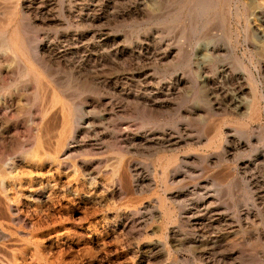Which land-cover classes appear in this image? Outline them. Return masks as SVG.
Wrapping results in <instances>:
<instances>
[{
  "label": "rangeland",
  "instance_id": "374dc122",
  "mask_svg": "<svg viewBox=\"0 0 264 264\" xmlns=\"http://www.w3.org/2000/svg\"><path fill=\"white\" fill-rule=\"evenodd\" d=\"M53 91L75 132L38 163ZM0 165L4 263L48 264L37 239L71 264H264V0H0Z\"/></svg>",
  "mask_w": 264,
  "mask_h": 264
},
{
  "label": "bare ground",
  "instance_id": "6f19581e",
  "mask_svg": "<svg viewBox=\"0 0 264 264\" xmlns=\"http://www.w3.org/2000/svg\"><path fill=\"white\" fill-rule=\"evenodd\" d=\"M15 3V2H14ZM15 10V9H14ZM14 12V11H13ZM13 18V17H12ZM5 41V40H4ZM4 45H6V44H4ZM7 49H9L10 51L12 50V51H17V52H19V54L21 55V56H23V57H25L26 56V50H27V48L25 47V46H23V47H21V49H19V48H17L16 46H13L12 47V45H6L5 46ZM16 50H15V49ZM3 49V48H2ZM2 51V50H1ZM4 52L6 51L7 52V50L6 49H4L3 50ZM9 51V52H10ZM11 53V52H10ZM9 53V54H10ZM13 54V53H12ZM11 56V55H10ZM2 57V56H1ZM13 57V56H12ZM13 60V59H12ZM15 62V61H14ZM20 64H21V62H20ZM15 65V64H14ZM23 65V64H22ZM19 71V70H18ZM6 73V72H5ZM30 81V80H29ZM39 82V81H38ZM29 90V89H28ZM12 97V96H11ZM5 98V97H4ZM9 98V97H8ZM3 101V100H2ZM5 101V100H4ZM3 101V102H4ZM6 102V101H5ZM2 103V102H1ZM8 103V102H7ZM70 103V102H69ZM48 104V103H47ZM6 105V104H5ZM55 105H60V107H61V112H62V124H61V128H60V130H59V132H58V134H57V137H56V139H55V141L53 142V143H51V141H50V138H51V136H50V132H49V130L51 129L49 126H48V122H42L41 124H40V126L37 128V132H36V135H35V138H34V146H33V148L31 149V151H30V155H31V158L33 159V160H36L38 163H43L44 161H47V160H52V161H59V159H60V156H59V154L66 148V147H68L69 146V140L73 137V135H74V132H75V122H74V118H73V107L70 105V104H68V103H66V102H64L60 97H59V95L56 93V92H52V94H51V101H50V106H55ZM7 106V105H6ZM2 108V107H1ZM45 108V107H44ZM50 108V107H49ZM58 108H59V106H58ZM7 109V108H6ZM4 110V109H3ZM59 110V109H58ZM13 111V110H12ZM263 111V110H262ZM11 112V111H10ZM48 112H49V109L48 108H46L45 110H44V112H43V118H45V120H50V119H46V117H47V114H48ZM260 115H261V108H260V106H259V104H258V106L256 107V111H255V119L256 118H259L260 117ZM50 116V115H49ZM48 116V117H49ZM51 116H52V114H51ZM147 117V116H146ZM51 118H53V117H51ZM101 118V117H100ZM87 119H88V117H87ZM101 120V119H100ZM150 120V119H149ZM55 121V120H54ZM95 121V120H94ZM50 123V122H49ZM225 123V122H224ZM223 123V124H224ZM56 125V124H55ZM84 125H86V124H84ZM84 125H82V126H84ZM121 125V124H120ZM55 127V126H54ZM11 128H13V127H11ZM124 128V127H123ZM122 129V128H121ZM15 129H13V131H14ZM17 130V129H16ZM84 130H85V128H84ZM86 131V130H85ZM122 132V131H121ZM125 132V131H124ZM221 131H220V129L218 128L217 129V132H216V136H218V138H219V136H221V133H220ZM76 134V133H75ZM120 136V135H119ZM137 136V135H136ZM215 136V135H214ZM80 137V136H79ZM53 138V137H52ZM51 138V139H52ZM119 138V137H118ZM213 138V137H212ZM222 138V137H221ZM220 138V139H221ZM73 139V138H72ZM132 140V139H131ZM211 140V139H210ZM76 141V140H75ZM134 141V140H133ZM72 143V142H71ZM70 143V144H71ZM94 144V143H93ZM133 144V143H132ZM78 145V144H77ZM80 145V144H79ZM92 145V144H91ZM75 146H76V144H75ZM97 146H99V145H97ZM94 147V146H93ZM95 148V147H94ZM134 149V148H133ZM72 150V149H71ZM70 150V151H71ZM76 150H77V148H76ZM96 150V149H95ZM67 151H69V150H67ZM66 152V151H65ZM75 158V157H74ZM122 158H123V156H122ZM90 160V159H89ZM124 161V160H123ZM130 161V160H129ZM158 161V160H157ZM175 160H174V158H170V159H166V161L164 162V164H163V167L164 168H166V167H168L169 165H171L173 162H174ZM90 162V161H89ZM93 163V162H92ZM34 164H37V163H35V161H34ZM68 164V163H67ZM131 164V163H130ZM135 164V163H134ZM133 164V165H134ZM159 164V163H158ZM18 165H20V164H18ZM17 165V166H18ZM22 165V164H21ZM20 165V166H21ZM31 165H32V162H31ZM47 165V164H46ZM52 165V164H51ZM50 165V166H51ZM79 165V164H78ZM80 165H81V163H80ZM86 165H88V164H86ZM93 165V164H92ZM124 165H125V163H124ZM162 165V164H161ZM1 166V165H0ZM57 166V165H56ZM132 166V165H131ZM33 167V166H32ZM40 166H39V164H38V168H39ZM62 167V166H61ZM66 167V166H65ZM65 167H62V168H65ZM81 167H83V166H81ZM125 167H126V165H125ZM44 168V167H43ZM54 168H56L55 166H54ZM89 168H90V166H89ZM88 168V169H89ZM117 168V167H116ZM40 169V168H39ZM42 169V168H41ZM40 169V170H41ZM47 169H49V167L47 168ZM88 169H87V171H88ZM119 169V168H118ZM121 169H122V167H121ZM129 169V168H128ZM35 170V169H34ZM62 170V169H61ZM67 169H65L64 171H66ZM86 170V169H85ZM90 170V169H89ZM134 170V169H133ZM45 171V170H44ZM44 171H43V173H44ZM47 171V170H46ZM49 171H51V170H49ZM52 171H54V170H52ZM82 171V170H81ZM136 171V170H135ZM13 172V171H12ZM30 172H31V170H30ZM33 172V171H32ZM70 172V171H69ZM98 172V171H97ZM23 173V172H22ZM47 173V172H46ZM62 173H64V172H62ZM95 173H96V171H95ZM100 173H102V172H100ZM122 173V172H121ZM125 173V172H124ZM4 174V173H3ZM66 174V173H65ZM69 174V173H68ZM72 174V173H71ZM78 174V173H77ZM88 174V173H87ZM93 174H94V172H93ZM134 174V173H133ZM48 175V174H47ZM54 175H56V174H54ZM64 175V174H63ZM0 176H2V172L0 171ZM4 176V175H3ZM34 176V175H33ZM57 176H58V174H57ZM61 176V175H60ZM68 176V175H67ZM70 176V175H69ZM77 176V175H76ZM94 176V175H93ZM123 176H124V174H123ZM126 176V175H125ZM129 176H130V178L132 179L133 178V175H131V174H129ZM26 177V176H25ZM59 177V176H58ZM87 177V176H86ZM90 177H91V175H90ZM113 177V176H112ZM50 178V177H49ZM100 178H102V177H100ZM107 178V177H106ZM124 178V177H123ZM28 179H30V178H28ZM35 179V178H34ZM84 179V178H83ZM82 179V180H83ZM86 179V181H87V178H85ZM89 179V178H88ZM128 179V178H127ZM23 180H24V178H23ZM36 180V179H35ZM42 180V179H41ZM45 180V179H44ZM58 180V179H57ZM81 180V179H80ZM90 180V179H89ZM105 180V179H104ZM108 180V179H107ZM125 180V179H124ZM1 181V180H0ZM12 181V180H11ZM11 181H8V182H11ZM34 181V180H33ZM43 181V180H42ZM42 181H41V183H42ZM56 181V180H55ZM122 177L121 176H119L118 177V186H122ZM12 182H15L14 180L12 181ZM30 182V181H29ZM35 182H37V180L35 181ZM34 182V183H35ZM78 182V181H77ZM81 182V181H80ZM85 182V181H84ZM127 182V181H126ZM18 182H15L14 184H17ZM51 183V182H50ZM53 183V182H52ZM72 183H73V181H72ZM75 183V182H74ZM82 183V182H81ZM89 183V182H88ZM97 183V182H96ZM99 183H100V180H99ZM114 183H115V181H114ZM129 183V182H128ZM8 183H6V185H7ZM22 184V183H21ZM25 184V183H24ZM59 184H61V183H59ZM64 184H67V183H64ZM75 184H78V183H75ZM85 184V183H84ZM101 184H103V183H101ZM106 184V183H105ZM130 184V183H129ZM13 185V184H12ZM18 185V184H17ZM42 185H44V184H42ZM70 185H72V184H70ZM82 186H83V183L81 184ZM86 185V184H85ZM90 185V184H89ZM126 185H127V183H126ZM11 186V185H10ZM14 186H16V185H14ZM28 186V185H27ZM35 186H37V185H35ZM35 186L34 185H32L31 186V189L33 190V191H35V190H37V189H35ZM40 186V185H39ZM52 186H54V184L52 185ZM61 186V185H60ZM81 186V187H82ZM87 187H88V185H86ZM103 186V185H102ZM101 186V187H102ZM107 186V185H106ZM117 186V185H116ZM124 186V185H123ZM168 186V185H167ZM7 187H9V186H7ZM43 187V186H42ZM41 187V188H42ZM58 187V186H57ZM80 187V186H79ZM90 187V186H89ZM131 187V186H130ZM68 188V187H67ZM66 188V189H67ZM75 188V187H74ZM78 188V187H77ZM93 188V187H92ZM91 188V189H92ZM99 188H100V186H99ZM106 188V187H105ZM170 188V187H169ZM11 189V188H10ZM13 189H15V187L13 188ZM54 189H55V187H54ZM53 189V190H54ZM71 188H69V190H70ZM90 189V188H89ZM104 189V188H103ZM128 189V188H127ZM61 190V189H60ZM68 190V191H69ZM74 190V189H73ZM93 190V189H92ZM97 190V189H96ZM132 190V189H131ZM167 190V189H166ZM169 190V189H168ZM3 191V189L1 188V186H0V196H1V192ZM9 191V190H8ZM17 191V190H16ZM24 191V190H23ZM32 191V192H33ZM47 191V190H46ZM51 191V190H50ZM55 191V190H54ZM63 191V190H62ZM81 191V190H80ZM84 191V190H83ZM89 191V190H88ZM99 191V190H98ZM20 192V191H19ZM24 192H26V191H24ZM36 192V191H35ZM39 192V191H38ZM52 192V191H51ZM56 192V191H55ZM60 192V191H59ZM79 192V191H78ZM85 192V191H84ZM83 192V193H84ZM97 192V191H96ZM41 193V192H40ZM53 193V192H52ZM63 193H65V192H63ZM67 193V192H66ZM66 193H65V195H66ZM75 193H76V191H75ZM89 193V192H88ZM91 193V192H90ZM99 193V192H98ZM128 193V192H127ZM11 194V193H10ZM29 194V193H28ZM31 194V193H30ZM37 194V193H36ZM48 194V193H47ZM56 194H57V192H56ZM86 194V193H85ZM92 194H93V191H92ZM105 194V193H104ZM120 194V193H119ZM24 195H25V193H24ZM33 195V194H32ZM50 195L51 194H49V195H46L47 197H50ZM76 195V194H75ZM79 195V193L77 194V196ZM106 195V194H105ZM108 195V194H107ZM23 196V195H22ZM36 196V195H35ZM39 197L41 196V195H38ZM71 196V195H70ZM73 196V195H72ZM83 196V195H82ZM87 196V195H86ZM110 196V195H109ZM33 197V196H32ZM98 197V196H97ZM119 197V196H118ZM23 198V197H22ZM21 198V199H22ZM42 198V197H41ZM43 198H44V196H43ZM52 198V197H51ZM63 198V197H62ZM61 198V199H62ZM80 198V197H79ZM88 198V197H87ZM100 198V197H99ZM99 198H98V201H100L99 200ZM111 198V197H110ZM45 199V198H44ZM64 199V198H63ZM75 199V198H74ZM94 199H96V197L94 198ZM103 199V198H102ZM71 200V199H70ZM70 200H69V203H70ZM78 200V199H77ZM27 201V200H26ZM40 201V200H39ZM54 201H55V199H54ZM68 201V200H67ZM73 201V200H72ZM76 201V200H75ZM74 201V202H75ZM87 201V200H86ZM91 201V200H90ZM103 201V200H102ZM101 201V202H102ZM49 202V201H48ZM66 202V201H65ZM97 202V201H96ZM34 203H36V202H34ZM38 203V202H37ZM47 203V202H46ZM52 203H53V200H52ZM59 203V202H58ZM82 203H83V201H82ZM29 204V203H28ZM27 204V205H28ZM43 204V203H42ZM47 204H49V203H47ZM46 204V205H47ZM56 203H54V205H55ZM64 204V203H63ZM68 204V203H67ZM67 204H65V205H67ZM95 204V203H94ZM94 204H92V205H94ZM100 204V203H99ZM130 204V203H129ZM50 205V204H49ZM53 205V204H52ZM57 205V204H56ZM59 205V204H58ZM61 205V204H60ZM96 205V204H95ZM25 206V205H24ZM38 206V205H37ZM42 206V205H41ZM45 206V205H44ZM62 206V205H61ZM84 206V205H83ZM82 206V207H83ZM101 206V205H100ZM103 206H105V205H103ZM23 207V206H22ZM32 207V206H31ZM47 207V206H46ZM51 207V206H50ZM50 207H49V209H50ZM68 207V206H67ZM72 207V206H71ZM70 207V208H71ZM81 207V206H80ZM91 207V206H90ZM21 208V207H20ZM30 208V207H29ZM55 208V207H54ZM85 208H86V206H85ZM96 208V207H95ZM33 209V208H32ZM35 210H34V212L35 213H37V214H40V215H42V216H44L45 214H43V209L41 208V207H37V208H34ZM48 209V208H47ZM98 209V208H97ZM22 210V209H21ZM45 210V209H44ZM69 210V209H68ZM87 210V209H86ZM90 210V209H89ZM101 210V209H100ZM99 210V211H100ZM104 210V209H103ZM120 210V209H119ZM123 210V209H122ZM74 211V210H73ZM88 211V210H87ZM91 211V210H90ZM29 212H30V210H29ZM47 212V211H46ZM70 212V211H69ZM80 212V211H79ZM86 212V211H85ZM119 212V211H118ZM16 213V212H15ZM72 213V212H71ZM71 213H70V215H71ZM105 213H107V212H105ZM50 215H51V212L49 213ZM58 214V213H57ZM64 214V213H63ZM76 214V213H75ZM90 214V213H89ZM95 214V213H94ZM119 214V213H118ZM11 215H12V209H11V204L8 202V200H1L0 199V231H5L2 227H1V225H2V219L4 218V217H11ZM36 215V214H35ZM53 215H54V213H53ZM52 215V216H53ZM64 215H66V214H64ZM98 215V214H97ZM113 215V214H112ZM116 214H114V216H115ZM122 215V214H121ZM57 216V215H56ZM67 216V215H66ZM125 216V215H124ZM23 217H25V215L23 216ZM36 218H38L37 216H35ZM48 217V216H47ZM89 217V216H88ZM91 217V216H90ZM95 217H98V216H95ZM103 217V216H102ZM108 217V216H107ZM120 217V216H119ZM44 218V217H43ZM64 217H63V215H61V216H57L56 218H54V223H57V222H59V223H61V221L62 220H65V218L63 219ZM75 218V217H74ZM122 218V217H121ZM178 218V217H177ZM6 219V218H5ZM26 219V218H25ZM34 219V218H33ZM49 219H50V217H49ZM91 219V218H90ZM126 219V218H125ZM125 219H123V220H125ZM11 220V219H10ZM47 220V219H46ZM45 220V221H46ZM71 220V219H70ZM78 220V219H77ZM76 220V221H77ZM114 220V219H113ZM117 219H115V221H116ZM5 221V220H4ZM9 221V220H8ZM44 221V220H43ZM49 221H51V220H49ZM48 221V222H49ZM107 221H108V219H107ZM112 221V220H111ZM120 221V220H119ZM171 221V220H170ZM29 222H31V221H29ZM40 219L38 218V219H36L35 221H34V228H35V230L38 228V226L40 225ZM47 222V223H48ZM99 222V221H98ZM97 222V223H98ZM103 222V221H102ZM101 222V223H102ZM104 222H106V220H104ZM103 222V223H104ZM122 222V221H121ZM4 223V222H3ZM18 223V222H17ZM42 223V222H41ZM96 223V222H95ZM94 223V224H95ZM96 223V224H97ZM43 224V223H42ZM42 224H41V226H42ZM46 224V223H45ZM76 224V223H75ZM91 224V223H90ZM21 225V224H20ZM19 225V226H20ZM33 225V224H32ZM56 225H58V224H56ZM98 225V224H97ZM105 225H107V224H105ZM108 225H111V224H108ZM124 225H126V224H124ZM4 226H5V224H4ZM26 226V225H25ZM53 226V225H52ZM65 226V225H64ZM95 226V225H94ZM104 226V225H103ZM58 227V226H57ZM63 227V226H62ZM90 227V226H89ZM117 227V226H116ZM28 228V227H27ZM44 228V227H43ZM66 228V227H65ZM71 228V227H70ZM69 228V229H70ZM75 228V227H74ZM79 228V227H78ZM95 228V227H94ZM97 228V227H96ZM109 228V227H108ZM107 228V229H108ZM110 228H111V226H110ZM33 229V228H32ZM73 229V228H72ZM91 229V228H90ZM100 229V228H99ZM106 229V230H107ZM115 229V228H114ZM12 230V229H11ZM15 230V229H14ZM28 230V229H27ZM59 230H62V229H57V228H55V230H53V233L55 234L54 236H56V237H59L58 235H59ZM104 230H105V226H104ZM8 231V230H7ZM29 231V230H28ZM49 231V230H48ZM52 231V230H51ZM50 231V232H51ZM86 231V230H85ZM102 231V230H101ZM108 231V230H107ZM111 231V230H110ZM121 231V230H120ZM49 232V233H50ZM61 232V231H60ZM96 232V231H95ZM99 232V231H98ZM12 233V232H11ZM66 233V232H65ZM84 233V232H83ZM86 233V232H85ZM93 233V232H92ZM101 233V232H100ZM0 234H2V233H0ZM10 234V233H9ZM15 234V233H14ZM23 234V233H22ZM30 234V233H29ZM28 234V235H29ZM80 234H81V232H80ZM87 234V233H86ZM95 234V233H94ZM106 234V233H105ZM118 234V233H117ZM116 234V235H117ZM121 234V233H120ZM18 235V234H17ZM19 235H21V234H19ZM25 235H27V234H25ZM84 235V234H83ZM89 235V234H88ZM16 236V235H15ZM47 236V235H46ZM45 236V237H46ZM95 236V235H94ZM118 236H119V234H118ZM30 237V236H29ZM29 237H27V238H29ZM38 237V236H37ZM41 237V236H40ZM43 237V236H42ZM53 237V236H52ZM66 245L68 246V248L70 249L71 248V244L73 243V241L71 242L69 239H70V233H69V230L67 231V234H66ZM87 237V236H86ZM122 237V236H121ZM25 238V237H24ZM23 238V239H24ZM47 238V237H46ZM84 238V237H83ZM113 238H115V237H113ZM112 238V239H113ZM33 239V238H32ZM63 239V238H62ZM68 239V240H67ZM71 239H73V238H71ZM95 239V238H94ZM93 239V240H94ZM108 239H110V238H108ZM1 240V239H0ZM14 240H15V238H14ZM17 240V239H16ZM26 240V239H25ZM77 240V239H76ZM85 240V239H84ZM102 240H104V239H102ZM107 240V239H106ZM111 240V239H110ZM10 241V240H9ZM18 241H19V239H18ZM22 242V241H21ZM35 245H36V247H37V254H36V258H39V259H41V260H43L45 263H48V264H71L70 262H66L65 260H63V259H61V258H57V257H52V256H50V255H46L45 253H41V250H42V247L38 244V240L37 239H34V241H32ZM46 242V241H45ZM75 242V241H74ZM56 243V242H55ZM91 243V242H90ZM89 243V244H90ZM50 244V243H49ZM62 244V243H61ZM76 244V243H75ZM88 244V243H87ZM102 244V243H101ZM3 245V244H2ZM12 245H14V244H12ZM17 245V244H16ZM20 244H18V246H19ZM97 245V244H96ZM118 245H121V244H118ZM82 246V245H81ZM94 246V245H93ZM100 246V245H99ZM9 247H12L11 246V244H10V246ZM29 247V246H28ZM46 247V246H45ZM73 247V246H72ZM109 247V246H108ZM61 248V247H60ZM65 248V247H64ZM87 248V247H86ZM111 248V247H110ZM19 249V248H18ZM25 249V248H24ZM1 250V249H0ZM15 250V249H14ZM28 250V249H27ZM30 250H31V248H30ZM29 250V251H30ZM53 250V249H52ZM4 251V250H3ZM54 251V250H53ZM77 251V250H76ZM79 251V250H78ZM77 251V252H78ZM81 251V250H80ZM2 252V251H1ZM27 252V251H26ZM112 252V251H111ZM117 252V251H116ZM4 253V252H3ZM29 253V252H28ZM47 253V252H46ZM59 253V252H58ZM72 253V252H71ZM56 254V253H55ZM106 254V253H105ZM2 255V254H1ZM9 255V254H8ZM7 255V256H8ZM29 255V254H28ZM121 255V254H120ZM57 256V255H56ZM8 257H10V256H8ZM16 257H17V255H16ZM19 257V256H18ZM30 257H32V256H30ZM81 257V256H80ZM90 257V256H89ZM11 258V257H10ZM20 258H21V256H20ZM23 258V257H22ZM69 258H71V257H69ZM79 258V257H78ZM100 258V257H99ZM110 258V257H109ZM114 259V258H113ZM3 260V259H2ZM19 260V259H18ZM95 260V259H94ZM115 260V259H114ZM119 260H121L120 258H119ZM102 261V260H101ZM117 261H118V259H117ZM22 263V262H21ZM24 263H26V262H24ZM84 263V262H83ZM106 263V262H105ZM0 264H14V262H12V261H8V262H6V263H4V262H2L1 260H0ZM75 264V263H74ZM102 264H104V263H102ZM107 264V263H106ZM120 264V263H119Z\"/></svg>",
  "mask_w": 264,
  "mask_h": 264
}]
</instances>
